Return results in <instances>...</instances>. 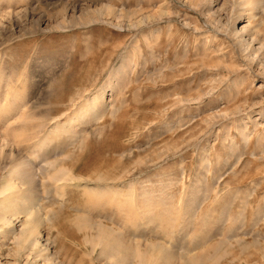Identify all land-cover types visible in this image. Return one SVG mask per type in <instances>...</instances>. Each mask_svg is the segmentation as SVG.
<instances>
[{
	"label": "rangeland",
	"instance_id": "rangeland-1",
	"mask_svg": "<svg viewBox=\"0 0 264 264\" xmlns=\"http://www.w3.org/2000/svg\"><path fill=\"white\" fill-rule=\"evenodd\" d=\"M0 264H264V0H0Z\"/></svg>",
	"mask_w": 264,
	"mask_h": 264
},
{
	"label": "bare ground",
	"instance_id": "bare-ground-1",
	"mask_svg": "<svg viewBox=\"0 0 264 264\" xmlns=\"http://www.w3.org/2000/svg\"><path fill=\"white\" fill-rule=\"evenodd\" d=\"M95 106H96V105H95ZM51 164H52V163H51ZM24 171H25V170H24ZM61 174H62V173H61ZM60 179H61V178H60ZM57 181H58V180H57ZM121 203H122V202H121ZM9 205H10V204H9ZM123 205H124V204L122 203L121 206H123ZM119 208H120V207H119ZM123 208H124V207H123ZM12 210H13V212H14V210L17 212L16 209H12ZM120 210H121V209H120ZM10 211H11V209H10ZM10 211L8 210L7 213L10 212ZM123 217H124V216H123ZM108 231H109V230H108ZM117 237H118V236H116V238H117ZM114 238H115V237H114ZM114 238H113L112 240H114ZM119 238H120V237H119ZM117 240H119V239H117ZM120 240H121V239H120ZM115 241H116V240H115ZM112 242H113V241H112ZM120 242H121V241H120ZM113 243H115V242H113ZM113 243H112V245H113ZM116 243H118V242H116ZM121 244H122V243H121ZM121 244H120V245H121ZM115 245H116V244H115ZM118 245H119V244H118ZM120 245H119V247H120ZM122 245H123V244H122ZM122 245H121V246H122ZM126 246H127V245H126ZM123 247H124V246L121 247V248H122V251L124 250ZM121 248H120V249H121ZM125 248H126V247H125ZM127 248H128V247H127ZM113 249H115V247H114V248L112 247V250H113ZM116 249L119 250V248H117V247H116ZM112 250H111V251H112ZM113 251H114V250H113ZM122 251H121V252H122ZM124 251H125V250H124ZM124 251H123V252H124ZM126 253H127V252H126ZM126 253H125V254H126ZM123 255H124V254H123ZM120 257H121V256H120ZM123 257H125V256H123ZM126 257H127V255H126ZM122 259L124 260V258H122ZM125 259H126V258H125Z\"/></svg>",
	"mask_w": 264,
	"mask_h": 264
}]
</instances>
